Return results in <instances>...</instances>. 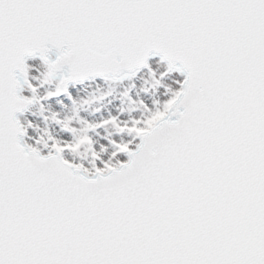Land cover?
Returning <instances> with one entry per match:
<instances>
[{"label": "snow or ice", "instance_id": "obj_1", "mask_svg": "<svg viewBox=\"0 0 264 264\" xmlns=\"http://www.w3.org/2000/svg\"><path fill=\"white\" fill-rule=\"evenodd\" d=\"M0 264H264V0H0Z\"/></svg>", "mask_w": 264, "mask_h": 264}]
</instances>
